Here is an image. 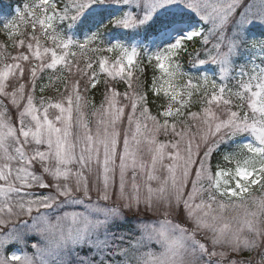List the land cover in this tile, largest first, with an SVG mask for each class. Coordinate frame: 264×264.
Segmentation results:
<instances>
[{
  "label": "snow or ice",
  "instance_id": "1",
  "mask_svg": "<svg viewBox=\"0 0 264 264\" xmlns=\"http://www.w3.org/2000/svg\"><path fill=\"white\" fill-rule=\"evenodd\" d=\"M0 264H264V0H0Z\"/></svg>",
  "mask_w": 264,
  "mask_h": 264
},
{
  "label": "trees",
  "instance_id": "2",
  "mask_svg": "<svg viewBox=\"0 0 264 264\" xmlns=\"http://www.w3.org/2000/svg\"><path fill=\"white\" fill-rule=\"evenodd\" d=\"M150 72H151V70L149 69V74H150ZM99 97H97V99H98Z\"/></svg>",
  "mask_w": 264,
  "mask_h": 264
},
{
  "label": "rangeland",
  "instance_id": "3",
  "mask_svg": "<svg viewBox=\"0 0 264 264\" xmlns=\"http://www.w3.org/2000/svg\"><path fill=\"white\" fill-rule=\"evenodd\" d=\"M97 100H99V98Z\"/></svg>",
  "mask_w": 264,
  "mask_h": 264
}]
</instances>
